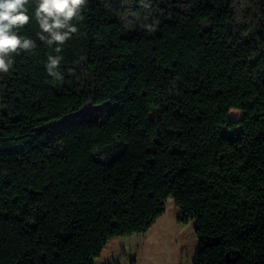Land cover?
<instances>
[{
    "label": "trees",
    "instance_id": "16d2710c",
    "mask_svg": "<svg viewBox=\"0 0 264 264\" xmlns=\"http://www.w3.org/2000/svg\"><path fill=\"white\" fill-rule=\"evenodd\" d=\"M37 5L0 73V264H95L168 200L195 264H264V0H86L59 53Z\"/></svg>",
    "mask_w": 264,
    "mask_h": 264
},
{
    "label": "rangeland",
    "instance_id": "374dc122",
    "mask_svg": "<svg viewBox=\"0 0 264 264\" xmlns=\"http://www.w3.org/2000/svg\"><path fill=\"white\" fill-rule=\"evenodd\" d=\"M231 109L229 116H238ZM180 210L173 200L166 211L145 233L110 240L95 264H195L198 238L194 220L179 221Z\"/></svg>",
    "mask_w": 264,
    "mask_h": 264
},
{
    "label": "clouds",
    "instance_id": "9594fccd",
    "mask_svg": "<svg viewBox=\"0 0 264 264\" xmlns=\"http://www.w3.org/2000/svg\"><path fill=\"white\" fill-rule=\"evenodd\" d=\"M86 0H38L36 19L41 33L39 39L49 46L57 45L56 52H60L63 45L77 28L71 22L79 16ZM28 0H0V73H8L13 60L12 54L19 51H31L34 42L30 39H22L13 31L16 27H22L29 22V16L25 5ZM61 56H49L46 64L50 76L59 80L62 74L58 71Z\"/></svg>",
    "mask_w": 264,
    "mask_h": 264
}]
</instances>
